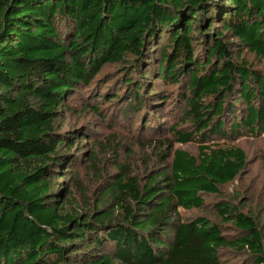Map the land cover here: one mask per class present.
<instances>
[{"label":"trees","instance_id":"1","mask_svg":"<svg viewBox=\"0 0 264 264\" xmlns=\"http://www.w3.org/2000/svg\"><path fill=\"white\" fill-rule=\"evenodd\" d=\"M77 102L140 137L180 110L137 170ZM263 136L264 0H0V264H264V204L224 192Z\"/></svg>","mask_w":264,"mask_h":264},{"label":"rangeland","instance_id":"2","mask_svg":"<svg viewBox=\"0 0 264 264\" xmlns=\"http://www.w3.org/2000/svg\"><path fill=\"white\" fill-rule=\"evenodd\" d=\"M246 55L251 62L254 61V56L250 54ZM76 107L77 108L75 113L67 114L66 127H69L71 130H73L80 126H86L90 132L93 131V139L97 141L96 143H98L99 141L103 142V146L105 147V149L111 147V145H108V139L111 137V135H118L117 141L120 143V147H128L127 149L120 152L121 160L130 161L137 170L139 169L138 165H143L142 162L146 163L150 161L152 164L158 162L159 152H157L154 147H149V144H147L146 146L143 145L146 140L151 141L161 138L164 135V133L162 134V129H160V134H157L154 131L156 130V128H159L157 127V123L154 122L164 123L160 128L165 129L166 125L170 126L173 122L176 121L177 117H179L180 110V108L177 106L178 109H169L170 112L167 110V114L154 115L153 122L150 125L152 129H150V132L144 131V135L140 137L139 127L141 125H138L137 121L133 122L125 129L122 128L120 133H115L114 130H111L110 127L107 126L104 118H101L92 112H82V106L80 105V102H77ZM117 141L115 140V142ZM95 144H93V147L95 146ZM239 145L244 147L245 150L249 153L251 165L249 166L245 176L241 178L240 181H236L233 185L226 187L224 189V192L229 193L231 195V198L237 201L242 197H246L248 206H251V209L255 212L256 210L254 209H259L264 204V136L256 139L241 140L239 142ZM176 147L186 149L192 154L197 153V146L195 144H177ZM103 154H107L108 156L106 157L108 158L111 157L109 151H103V153H101V158L103 161L106 160V157L103 156ZM108 168H112V165L109 164ZM82 175L83 178H85L86 176L85 182L91 189V194L97 195L96 187L99 185V183L93 182L87 177L86 169L82 170ZM257 201L259 202V204H257ZM194 215L195 213L192 212H182L183 219Z\"/></svg>","mask_w":264,"mask_h":264}]
</instances>
